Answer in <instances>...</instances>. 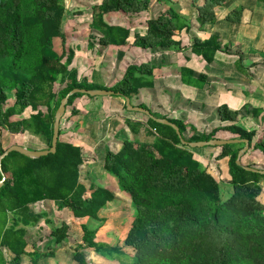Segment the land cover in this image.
I'll return each instance as SVG.
<instances>
[{
	"label": "trees",
	"instance_id": "obj_1",
	"mask_svg": "<svg viewBox=\"0 0 264 264\" xmlns=\"http://www.w3.org/2000/svg\"><path fill=\"white\" fill-rule=\"evenodd\" d=\"M150 1L99 0L90 7L89 37L102 47L126 44L130 29L109 25L105 16L146 12ZM192 1L198 19L204 23L214 19L213 8L224 0H204L202 5ZM64 14L63 0H0V127L9 133L26 132L37 137L42 149L50 147L54 112L71 89H109L119 93L114 95L131 98L139 88L150 86L143 76L152 71L148 63L128 65L123 77L110 87L77 81L76 71L68 68L73 50L63 48ZM183 27L185 18L169 7L147 19L144 33L133 34L132 45L172 46L175 32ZM216 39L211 36L198 45L213 53L219 46ZM8 92L11 103H7ZM81 95H70L65 110ZM27 108L30 113L21 117ZM218 113L221 119H234L225 106H220ZM169 121L177 125L184 139L182 124ZM146 123L151 129L148 133L155 134L151 144L127 139L118 151H106L102 158L103 169L116 179L120 190L128 193L134 209L123 241L131 253L96 242L95 229L83 224L81 242L72 249L75 264H89L82 252L86 248L118 264H264V205L257 199L261 191L258 180L264 174L235 163L242 143L221 146L220 156H229L233 190L222 199L217 181L193 158L188 146L180 143L174 129L147 116ZM139 124L126 121L133 134ZM227 129L236 132V128ZM237 133L250 141V133ZM201 138L209 139L206 135ZM253 147L264 153V138ZM4 150L0 146V154ZM82 161L80 148L59 138L53 153L31 158L10 151L1 159L0 264H20L22 255H27L31 264H41L39 258L51 253L50 247L43 253L34 246L27 249L26 227L37 221L29 214V205L37 201L54 200L69 208L74 217L99 220L97 213L112 194L97 186L87 195L79 176ZM67 232L68 225L63 222L50 234L61 242ZM5 253L11 257L6 259Z\"/></svg>",
	"mask_w": 264,
	"mask_h": 264
},
{
	"label": "crops",
	"instance_id": "obj_2",
	"mask_svg": "<svg viewBox=\"0 0 264 264\" xmlns=\"http://www.w3.org/2000/svg\"><path fill=\"white\" fill-rule=\"evenodd\" d=\"M196 3L202 5L204 0ZM169 7L185 18V27L173 36L175 43L156 48L133 46V34L144 33L147 19ZM213 12V20L201 23L192 0L161 3L151 0L146 12H116L105 16L109 25L130 29L126 44L105 47L89 37L91 15L81 20L72 19L77 29L71 26L64 30L63 48L73 50L68 68L76 71L77 81L110 87L123 77L128 65L150 64L152 71L143 74L150 86L139 88L129 98L132 105L144 106L156 117L180 122L186 141L203 135L209 139H246L248 148L240 157V165L264 170V153L253 147L264 138V0H224ZM211 36L217 38L219 45L213 53L198 45ZM220 106H225L234 119H221ZM25 113L26 110L21 117H27L30 112ZM127 120L140 123L135 134L126 125ZM228 127L236 128V132ZM149 130L146 116L127 110L123 97L84 94L72 99L60 120L58 138L80 148L83 161L79 176L88 190L87 195L99 186L108 189L112 199L99 209V220L74 217L69 208L54 200L45 199L29 205V214L37 217V221L26 227L27 249L34 246L36 251L43 253L51 248L50 254L39 258L41 264H75L72 249L81 242L83 224L95 229L96 242L122 246L134 209L128 193L120 190L116 179L103 169L102 158L106 151H118L127 139L151 144L155 134L148 133ZM238 130L250 133V141L239 138ZM38 142L41 143L38 147H31L17 138L4 149L13 144L36 150L44 148L42 142ZM235 143H242L241 148L244 147L243 142ZM221 146L188 148L193 158L217 181L221 198L227 199L233 190L229 156H220ZM258 184L261 191L257 199L264 205V177L259 178ZM63 222L68 225L67 236L56 242L50 231ZM121 225L123 232L118 228ZM116 232L121 233L120 240ZM89 249H84L89 264H118ZM122 249L131 252L125 246ZM6 254L5 258L9 259L10 254ZM20 264H31L30 258L22 255Z\"/></svg>",
	"mask_w": 264,
	"mask_h": 264
},
{
	"label": "water",
	"instance_id": "obj_3",
	"mask_svg": "<svg viewBox=\"0 0 264 264\" xmlns=\"http://www.w3.org/2000/svg\"><path fill=\"white\" fill-rule=\"evenodd\" d=\"M74 93H82V94H87L89 96H104V95L119 94L118 92H114V91L109 90V89H85V88H73V89H71L64 97H62L60 99L59 105L54 112L50 147L46 148V149L34 150V149H28L24 146L17 145V144L10 145L0 154V164H1V159L5 155H7L10 151H17V152H19L25 156L31 157V158H37V157L46 155L48 153L55 152L56 143H57L58 134H59L60 119L64 114L65 105L67 103L68 97ZM123 98H124L125 108L127 110L142 113V114L146 115L147 117L153 119L154 121H156L158 123L171 126L174 129L175 133L180 138V143L183 145H187L188 147L195 148V147H201V146H206V145L220 146V145H224L227 143L243 142L244 147L238 150L237 155H236V159H235V163L237 165H240V157L243 154V152L248 148V142L246 139H227V140H224V139L213 138V139H208V140H199V141L188 142L181 137V134L179 132L177 125L170 122L166 118L155 117L153 114H151V112H149L147 109H145L141 106L132 105L130 103L129 97L124 96ZM244 168L246 170L256 171L258 173H264V170H257V169H253V168L247 167V166H245ZM3 179L4 178L2 177V179L0 180V186L2 184Z\"/></svg>",
	"mask_w": 264,
	"mask_h": 264
},
{
	"label": "rangeland",
	"instance_id": "obj_4",
	"mask_svg": "<svg viewBox=\"0 0 264 264\" xmlns=\"http://www.w3.org/2000/svg\"><path fill=\"white\" fill-rule=\"evenodd\" d=\"M98 2H99V0H63L64 6H65V14H64V18H63L64 19L63 20L64 28L67 30L68 28H71V26H72L73 30L77 29V27L73 25L75 23L73 22L72 19L81 20L83 18H86V16L89 17V15L91 13L90 7L93 4H96ZM81 22L85 23L86 21L82 20ZM58 45H59V43L56 40L54 43V47H55V49H57V51L59 50ZM8 94H9V97H8L7 103H10L12 101L11 92H8ZM30 111L31 110L29 108L26 109V113H28ZM16 135L18 137H15ZM17 138L22 143L29 145L31 147L32 146L38 147L41 144L40 142H38L39 139L37 137L29 135L26 132L19 133V134H16V133L10 134L7 130L0 127V146L2 148L7 146L8 144H11ZM1 142H3V143H1ZM118 228L121 230V232H123V230H124L123 225H121ZM116 235H118L117 236V240H118L119 236H121V233L116 232ZM121 245H122L121 248L124 247L123 244H121ZM118 247L120 248V246H118ZM89 250L92 251L91 249H89ZM125 250H127V249H125ZM82 252L85 254L86 260L88 261L89 258L86 255V250L83 249ZM112 261L117 263V260H115V259H113ZM89 263H91V262H89Z\"/></svg>",
	"mask_w": 264,
	"mask_h": 264
}]
</instances>
